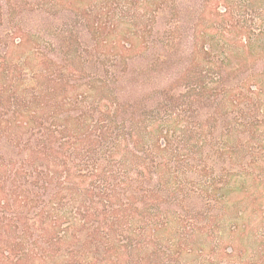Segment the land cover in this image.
Returning <instances> with one entry per match:
<instances>
[{"label": "trees", "instance_id": "obj_1", "mask_svg": "<svg viewBox=\"0 0 264 264\" xmlns=\"http://www.w3.org/2000/svg\"><path fill=\"white\" fill-rule=\"evenodd\" d=\"M196 3L0 0V264H264V43Z\"/></svg>", "mask_w": 264, "mask_h": 264}, {"label": "rangeland", "instance_id": "obj_2", "mask_svg": "<svg viewBox=\"0 0 264 264\" xmlns=\"http://www.w3.org/2000/svg\"><path fill=\"white\" fill-rule=\"evenodd\" d=\"M197 0H187L189 5L192 7L194 6L193 3H195V6H199L198 3H196ZM194 6V7H195ZM192 9V8H191ZM223 10V8H222ZM193 11V10H192ZM54 13V11H53ZM118 18L122 19L123 15H128L127 11H120L116 10L114 12ZM133 15V14H130ZM234 15H236L237 23L240 22L242 26H238V28H228L226 29V23L217 27H215L216 30L212 31V29H209L212 33H215V35L218 37V39H227V41L232 42V38H234L235 35H238L240 32L239 27H243L242 31H248L250 35L252 36V39L254 42H256L258 45H261L264 43V0H238V4L236 6V9L234 8ZM192 22H194L195 19H192L190 16H188ZM181 23L182 26L186 25V22L183 20V16L181 17ZM188 23V22H187ZM191 23V22H190ZM219 23V22H217ZM60 22H57L56 25H59ZM137 24H140V22H137ZM189 24V23H188ZM50 27L53 26L52 24H48ZM262 27L261 32H259V28ZM232 29V30H231ZM231 30V32H229ZM122 35V33H121ZM121 37V36H119ZM222 42V41H221ZM185 56V57H184ZM181 55V59H185L186 57H189V55ZM189 59V58H187ZM185 59V60H187ZM257 60V59H256ZM264 61V60H263ZM262 60L258 61L256 64H249L245 70L244 74L247 73H260L261 71H264V62ZM249 61H247L248 63ZM250 63V62H249ZM194 71V70H193ZM197 222V226L201 225L203 221Z\"/></svg>", "mask_w": 264, "mask_h": 264}]
</instances>
